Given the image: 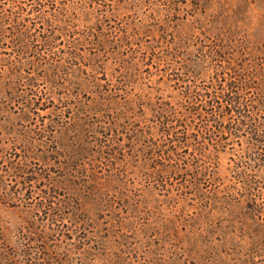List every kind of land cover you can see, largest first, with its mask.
<instances>
[{
    "label": "trees",
    "instance_id": "obj_1",
    "mask_svg": "<svg viewBox=\"0 0 264 264\" xmlns=\"http://www.w3.org/2000/svg\"><path fill=\"white\" fill-rule=\"evenodd\" d=\"M163 1L165 14L153 8L139 22L140 0H8V7L0 0V76L7 78L13 98L25 87L19 95L29 108L47 102V96L65 100L73 89L89 88L86 92L94 97L88 108L95 114L83 123L101 126L93 140L99 141L105 159L121 148L122 128H129L137 146L133 153L145 158L141 166L149 179L185 172L191 179L183 184L206 207L259 206L263 181L254 174L264 177V49L252 54L251 63L247 13L228 0ZM82 23L86 29L81 32ZM141 32L154 37L151 45L136 42ZM169 59L178 70L172 80L183 88L166 97L162 83H167V70L154 73V68ZM194 71L209 80L190 79ZM255 78L262 83L258 87ZM52 123L58 131L64 126L55 119ZM236 153V178L229 189L237 195H221L213 190L218 180L207 177L220 171L223 155ZM167 157L170 165H158ZM204 188L211 190L204 193ZM256 216L264 219L263 212Z\"/></svg>",
    "mask_w": 264,
    "mask_h": 264
},
{
    "label": "rangeland",
    "instance_id": "obj_2",
    "mask_svg": "<svg viewBox=\"0 0 264 264\" xmlns=\"http://www.w3.org/2000/svg\"><path fill=\"white\" fill-rule=\"evenodd\" d=\"M228 2L247 13L253 63L252 54L264 49V0ZM153 8L167 12L163 0H140L137 21H144ZM79 29L85 31L84 23ZM153 38L141 32L136 42L151 45ZM162 68L168 77L162 83L164 95L180 92L182 84L172 80L178 73L174 60L157 64L154 73ZM194 74L190 79L201 84L209 80L199 71ZM261 84L255 78L254 87ZM88 89H73L65 100L50 95L47 102L29 108L19 95L25 87L13 98L7 78L0 76V264H264V219L254 217L264 213V198L255 207H206L183 184L191 179L185 172L149 179L141 166L145 158L133 153L137 146L130 141L129 128H122L121 148L105 159L99 141L93 140L101 126L83 123L95 114L88 108L94 97ZM53 119L64 125L59 131ZM182 154L183 163L187 153ZM229 155L219 159L220 171L207 179L218 180L213 190L235 197L237 191L229 184L236 178L239 154ZM162 161L171 164L169 157L158 165ZM65 162L66 168L61 167ZM148 163L154 169L155 163ZM254 178L263 181L264 193V177Z\"/></svg>",
    "mask_w": 264,
    "mask_h": 264
}]
</instances>
